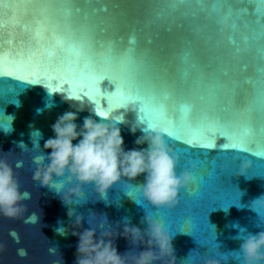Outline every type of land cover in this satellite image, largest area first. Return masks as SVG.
I'll use <instances>...</instances> for the list:
<instances>
[{
    "label": "water",
    "instance_id": "water-1",
    "mask_svg": "<svg viewBox=\"0 0 264 264\" xmlns=\"http://www.w3.org/2000/svg\"><path fill=\"white\" fill-rule=\"evenodd\" d=\"M5 2L22 6L12 10L0 6V21L3 22L0 37L7 39L12 33L17 43L22 40L27 45L30 33L23 32L18 24H31L36 10L31 4H25V0ZM49 2L53 4L49 14L60 25V35L78 45L83 44L84 53L95 61L94 66L107 67L117 74L122 70L126 72L145 96L159 98L166 93L168 99L164 104L169 116L179 120L181 106L190 105L187 118L192 122L208 118L233 124L239 129H259L262 122L259 114L245 112L255 93L253 84L245 83V80L259 78L256 51L259 42L245 47L244 38L251 36L252 30L257 28L255 22L258 12H264V0H226L225 12L229 7L233 12L227 23H221L220 17L210 15L208 11L197 10L195 19L191 16L185 18L181 12L188 10L181 9L152 24L148 21L166 6V0ZM213 2L206 0L209 9ZM115 4L120 7L114 8ZM61 5L71 6L72 13L67 18ZM102 5H107L109 11L94 14V9ZM76 8L82 11L77 13ZM232 23L236 25L235 30ZM169 27L171 31H168ZM132 36L136 40L134 45L129 44ZM149 39L151 43H148ZM232 39L235 45L230 42ZM129 48H134L131 57ZM185 51L192 53L195 68L183 63ZM223 71L228 75H223ZM234 82L237 86L233 90ZM56 84V81L52 82L53 87ZM52 85L46 86L44 81L29 85L0 76V122L10 123L12 118L13 129L8 134L0 129V157L13 165L21 191L30 194V198L24 201L27 210L19 218L0 216V264H76L78 237L71 235V231L65 236L56 231L59 227L69 229L74 223V219L67 215L69 208L64 206L56 192L33 181L37 168L33 156L39 154L38 151L22 152L16 147L23 142L32 149L31 134L39 131L42 134L40 149L47 156L51 150H45L44 143L54 138L52 126L58 117L65 112H76L78 119L75 122L82 127L84 119L95 112L96 105L86 96L82 95L80 100L69 99L68 85L55 92L51 90ZM115 88V84L107 79L100 83L102 94H111ZM101 105L107 110L106 98L101 100ZM81 107L83 110L78 111ZM134 107L135 111L115 109L108 117L113 122L123 117L124 122L118 126L126 151L148 147L147 143H135L145 134L144 130L150 129L147 121H140L139 105ZM93 118L101 121L99 116L93 115ZM133 127L136 128L135 134L131 131ZM165 140L179 158L177 173L188 170L194 177L193 184L181 191L174 207L157 209L143 200L138 186L144 183V176L132 181L131 188L123 182L114 185L104 199L99 198L94 186H86L82 201L71 206L84 218L82 227L72 230L90 229L88 219L92 215H106L111 227L119 225V232L123 231L125 219L130 222L129 226L143 231L147 224L141 221L151 215L163 223L172 236L175 258L164 264H208L209 260L236 264L231 254L239 251L243 242L239 238L241 229L251 235L264 232V219L259 212L264 211V202L254 204L264 198V156L252 157L251 154L222 150L220 146L227 143V138L218 134L217 149L212 151L193 148L179 141L171 142L166 136ZM77 142L73 141L74 144ZM261 149L264 150V144ZM242 161L251 164L245 168L244 174H240ZM17 162H22V166L15 168ZM33 212L42 213L39 222L26 223ZM114 243L121 256L145 250L144 245L134 247L123 236L117 237ZM52 247L58 251L50 252ZM20 249L26 250L27 255H18Z\"/></svg>",
    "mask_w": 264,
    "mask_h": 264
},
{
    "label": "clouds",
    "instance_id": "clouds-1",
    "mask_svg": "<svg viewBox=\"0 0 264 264\" xmlns=\"http://www.w3.org/2000/svg\"><path fill=\"white\" fill-rule=\"evenodd\" d=\"M134 105L128 103L122 108L125 111H135ZM82 110L83 107L78 109ZM93 115L99 116L96 111ZM93 115L84 119L82 127L75 122L78 119L76 112H65L58 117L52 126L54 138H49L44 143V149L51 150L47 156L40 149L39 140L42 139V134L39 131L31 134L34 144L32 149L23 142L18 143L16 147L22 152L38 151L39 154L33 156V163L37 165L33 181L56 192L64 206L69 208L67 215L74 219V223L69 229L59 227L56 231L62 236L71 231V235L78 237L76 264H164L165 261L175 258L172 236L163 223L151 215L141 221L147 224L143 231L138 227L129 226L130 222L125 219L123 231L119 232V225L117 228L111 227L106 215H92L88 219L90 229L82 232L72 230L82 227L84 218L76 214L71 206L82 201L86 186H94L99 198L104 199L114 185L123 182L131 188L132 181L144 176V183L138 186L142 198L147 204L159 209L174 207L181 191L189 189L194 181L191 171L177 173L179 158L166 144L164 129L144 130L145 134L137 138L135 143H147L148 147L126 151L118 126L124 122L123 117H118L116 122H113L108 119L109 115L99 116L101 121L97 122ZM11 124L12 118L10 123L0 122V129L8 134L13 131ZM131 131L135 134L136 128L133 127ZM73 141L78 142L74 144ZM21 166L22 162L15 164V168ZM250 166V162L242 161L240 174L246 173L245 168ZM29 198L28 192L21 191L13 165L0 157V216L7 219L19 218L27 210L24 201ZM258 201L264 202V198L256 200L254 204ZM259 212L264 219V211ZM41 215V212L40 215L33 212L25 222L35 224L39 222ZM119 236H123L134 247L144 245L145 250L138 254L129 252L121 256L114 243ZM239 238L243 241L240 249L231 254L236 264H264V232L251 235L241 229ZM49 251L55 253L58 249L52 247ZM18 255L24 257L27 252L20 249ZM221 258L226 259L227 256ZM208 264L220 262L209 260Z\"/></svg>",
    "mask_w": 264,
    "mask_h": 264
},
{
    "label": "snow or ice",
    "instance_id": "snow-or-ice-1",
    "mask_svg": "<svg viewBox=\"0 0 264 264\" xmlns=\"http://www.w3.org/2000/svg\"><path fill=\"white\" fill-rule=\"evenodd\" d=\"M25 4H31L36 10L31 24H18L23 32L30 33V42L27 45L22 40L17 43L12 33L7 39L0 37L3 39V43L0 44V76L11 77L29 85L44 81L46 86H49L56 81V86L52 85V92L63 90V86L68 85L69 98L80 100L82 95L86 96L96 105L95 111L101 117H107L113 110L120 109L129 102L138 104L142 113L140 121H147L148 128L164 129L166 137L171 142L179 141L193 148L212 151L217 149L218 134L227 138V143L220 146L222 150L251 154L252 157L264 156V150L261 149V145L264 144V12H258V19L255 22L257 28L252 30L251 36L244 38L245 47H251L259 42L256 51L260 65L257 67L259 78L256 81L245 80V83L253 84L255 88L254 96L246 106L245 112L249 115L259 114L262 122L259 129L251 127L239 129L233 124L208 118L192 122L187 118L191 110L190 105L181 106L179 120L175 116H169L164 104L168 99L166 93L159 98L145 96L126 72L122 70L117 74L107 67L94 66L95 61L84 53L83 44L78 45L68 37L60 35V25L54 22L49 14L53 7L49 0H25ZM225 4L226 0H214L209 9L206 0H166V6L156 11L148 23H156L181 9L188 10L181 12V16L185 18L191 16L195 19L197 10L208 11L210 15L220 17L221 23H227L233 12L230 7L225 12ZM0 6L12 10L22 5L0 0ZM61 7L65 9V18L71 15L70 5ZM113 7L119 8L120 5L115 4ZM75 11L80 13L82 10L76 8ZM108 11V6L102 5L94 9V14ZM2 27L3 22L0 21V28ZM231 27L235 30V23H232ZM168 31H171V27ZM151 42L149 39L148 43ZM230 42L236 44L234 39ZM135 43V36L130 37L129 44ZM239 50L237 48V51ZM133 52L134 48L128 49L129 57ZM191 56L190 51H185L182 61L186 66L195 68ZM222 74L228 75L227 71H223ZM184 75H187V70ZM105 79L116 86L111 94L101 93L100 83ZM236 86L234 82L233 90ZM103 98L107 100V110L101 105ZM224 110L228 111L227 108Z\"/></svg>",
    "mask_w": 264,
    "mask_h": 264
}]
</instances>
